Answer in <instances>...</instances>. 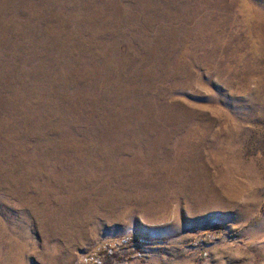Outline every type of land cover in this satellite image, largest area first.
<instances>
[{
  "label": "rangeland",
  "instance_id": "rangeland-1",
  "mask_svg": "<svg viewBox=\"0 0 264 264\" xmlns=\"http://www.w3.org/2000/svg\"><path fill=\"white\" fill-rule=\"evenodd\" d=\"M0 264H264V0H0Z\"/></svg>",
  "mask_w": 264,
  "mask_h": 264
}]
</instances>
